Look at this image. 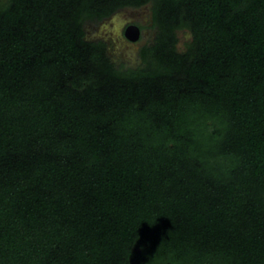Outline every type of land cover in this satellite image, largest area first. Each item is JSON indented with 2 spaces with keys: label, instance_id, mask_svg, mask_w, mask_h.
<instances>
[{
  "label": "trees",
  "instance_id": "trees-1",
  "mask_svg": "<svg viewBox=\"0 0 264 264\" xmlns=\"http://www.w3.org/2000/svg\"><path fill=\"white\" fill-rule=\"evenodd\" d=\"M0 264H264V0H0Z\"/></svg>",
  "mask_w": 264,
  "mask_h": 264
},
{
  "label": "rangeland",
  "instance_id": "rangeland-1",
  "mask_svg": "<svg viewBox=\"0 0 264 264\" xmlns=\"http://www.w3.org/2000/svg\"><path fill=\"white\" fill-rule=\"evenodd\" d=\"M130 24L137 25L140 29V37L135 42L129 41L124 36V30ZM84 32L88 41L105 43L108 56L122 71L136 70L140 67L142 50L152 45L157 35L149 4L119 10L102 21H87L84 25ZM190 40L191 36L188 31H179L178 50L184 51Z\"/></svg>",
  "mask_w": 264,
  "mask_h": 264
},
{
  "label": "water",
  "instance_id": "water-1",
  "mask_svg": "<svg viewBox=\"0 0 264 264\" xmlns=\"http://www.w3.org/2000/svg\"><path fill=\"white\" fill-rule=\"evenodd\" d=\"M124 36L131 42H135L140 37V29L137 25L130 24L124 30Z\"/></svg>",
  "mask_w": 264,
  "mask_h": 264
}]
</instances>
